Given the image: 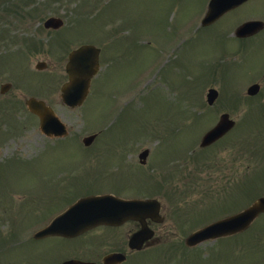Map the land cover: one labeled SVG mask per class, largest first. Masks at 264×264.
<instances>
[{
    "label": "rangeland",
    "instance_id": "rangeland-1",
    "mask_svg": "<svg viewBox=\"0 0 264 264\" xmlns=\"http://www.w3.org/2000/svg\"><path fill=\"white\" fill-rule=\"evenodd\" d=\"M206 1L0 0V82L11 83L0 93V264L100 262L111 248L114 231L101 225L71 239L26 240L31 234L22 230L24 205L52 210L76 197L73 182L67 191L44 184L64 168L100 169L98 180L86 175L75 186L82 194L105 188L123 197L138 191L164 195L168 222L177 224L179 233L165 227L157 242L123 264H264V214L238 235L178 250L189 231L264 195V78L256 96L245 93L264 67V33L242 46L238 39L199 31ZM260 2L242 5L223 22L224 32L246 15L264 14ZM49 16L61 17L64 25L44 29ZM86 42L101 48L100 70L86 100L69 108L59 96L67 54ZM39 60L46 62L45 69H35ZM209 87L218 90L212 105L206 102ZM30 96L53 105L69 126L67 138L52 140L40 131L24 105L23 98ZM222 112L236 119L234 127L199 147ZM100 127L104 136L85 148L82 137ZM144 148L149 154L141 166L137 153ZM250 183L254 195L246 191ZM13 185L36 196L20 198L23 193L12 192ZM180 190V207L189 210L176 215L169 201Z\"/></svg>",
    "mask_w": 264,
    "mask_h": 264
},
{
    "label": "water",
    "instance_id": "water-1",
    "mask_svg": "<svg viewBox=\"0 0 264 264\" xmlns=\"http://www.w3.org/2000/svg\"><path fill=\"white\" fill-rule=\"evenodd\" d=\"M222 4L224 3H221L219 0H211L206 17L218 15V12L215 14H213V12L217 10L216 8L218 6H223ZM213 18L214 17L210 18V20ZM207 19L208 18H205L203 23L210 21ZM60 23L59 18L50 17L47 19L45 25L57 26ZM247 26H249V23L238 27L236 33L242 34V31ZM98 52L99 50L92 45H82L70 53L69 62L66 66L69 81L64 83L61 87L62 99L65 103L75 106L80 104L86 96L90 78L98 69ZM216 95V90L209 89L207 93L208 102L211 103ZM26 104L32 112L39 116L41 129L45 133L53 132L56 135L64 133L60 121L41 101L30 98L26 101ZM232 124L233 122L228 120V115L223 114L220 121L204 134L202 144L205 145L210 143L229 129ZM88 138L91 139V136ZM84 142L86 144L89 143L87 138L84 139ZM146 153L147 151H144L142 156L146 155ZM157 209L158 204L153 200H124L112 195L89 196L82 198L73 204L68 210L55 217L48 226L38 231L34 236L62 235L71 237L98 224H118L128 218L141 220L145 212L150 211L151 214L155 215ZM262 211H264V196L259 197L243 211L196 231L187 238V243H193L205 238H214L240 231L246 228L256 215ZM143 233L144 232H140L139 234H136L130 242L133 243L134 246L139 247ZM121 259H123L121 254L112 253L104 256L103 262L104 264H110L116 263ZM62 264L96 263L72 259L64 261Z\"/></svg>",
    "mask_w": 264,
    "mask_h": 264
},
{
    "label": "flooded vegetation",
    "instance_id": "flooded-vegetation-1",
    "mask_svg": "<svg viewBox=\"0 0 264 264\" xmlns=\"http://www.w3.org/2000/svg\"><path fill=\"white\" fill-rule=\"evenodd\" d=\"M248 1H250V0H232V2H233L232 5L228 9H226L223 13H221V15L218 18H216V19H214V20H212V21H210V22H208L207 24L204 25L202 23V17H203V15H204L205 11L207 10V7H208L209 0H207L206 3H205V5H206L205 6V10L203 12L202 17L199 20V29L198 30L199 31H202V30L213 31L214 34H219L221 36H227L230 39H238L240 44L242 45V43H244L243 45H245V46H248L249 42L253 41L254 39H258V38L264 37V35L259 37L261 34L264 33V14H255V13H253L252 15H246V16L240 18L238 21H236L232 25L231 28L229 27L228 31L224 32V30L227 29V26H225L223 22L225 20L229 19L230 17L234 16V14L238 11V9L242 5L247 3ZM260 3L263 4V6H264V0H261ZM263 9L264 8L261 7V10H263ZM246 23H249V26H247L242 31V34H237L236 33L237 32V28L242 26V25H244V24H246ZM244 50L245 49L241 48L239 51H244ZM238 52H237V54H238ZM234 56H236V55L234 54ZM263 64H264V62L262 63V65ZM216 65L220 67V64H218V62L216 63ZM258 69H260V67ZM258 69H256L255 72H257ZM260 71H261L260 72V77H259V80H258L259 83H261L260 78L261 77L264 78V67H262L260 69ZM255 72H252V73H255ZM66 76H67V74H66ZM8 84H9V87H7ZM10 88H11V83H9V82H4V83L0 82V93H5L6 91L10 90ZM27 98H23V100L25 101ZM46 104L54 109L52 104H49L47 102H46ZM114 122H115V120L112 121V122L111 121L108 122L107 127H108L109 130L111 128V125ZM99 123H101V122H97L96 121L95 125H97ZM68 127L69 126L67 125L66 126L67 130H68ZM103 132H104V128L103 127L98 128L96 130V132L93 133L94 137L92 138L91 143L89 145H87V146H84V147L85 148H90L91 145L94 142H96L98 139H100L101 136H104V135H102ZM48 138H50L52 140H58V139H65V138H67V136H63L62 138H58V137H48ZM139 153H137V158H138L137 164L141 165V166L147 165V163L144 162L143 159L140 157ZM146 159H147V157H146ZM146 159H145V161H146ZM32 166H36V165L24 164V167L32 168ZM24 169H26V168H24ZM27 169H29V168H27ZM84 171L85 170L79 169V168L78 169L76 168V169H73V170H68V169L64 168L63 172H62V175L60 177L53 178V177L48 176V178H46L44 180V184L45 185H48V186H59L60 188H61V186H63L62 188L65 191H67L66 185L69 182H73L74 185H72V189L76 190V193H77L76 197H74L72 199H69L68 202L63 203L62 205H60L58 207H55L52 210L45 209V205L44 204H41V205L38 206L40 211H37L36 208L33 210V208H30V206L27 205V204L24 205L23 213H24V215L26 217V223L23 225L24 228H22V229H25L26 233H30V229L32 227L33 228V232H34V231L38 230L39 228L43 227L46 223H48V221L52 217H54L56 214H58L61 211H63L66 207H68L71 203L76 201L78 198H80L82 196H86V195H91V194H105V193H108V194L116 195V196H119V197H122V198H127V199H153L155 202L158 203L159 207H158V214H156V215L151 214L150 211L145 212L144 215H143V218L141 220L140 219H132V218H130V219H126L124 221H121V223H119L118 225H114V224H112V225H101V226H104V227H101V226L98 227V228H107V227H109L112 231H114L113 237L110 238V240L112 242L111 248L101 255L100 260L105 254L110 253V252L123 253V254L126 255V260H127L128 256L130 254H132L134 252H141L144 249H146L147 246L150 243L157 242L159 240V237L164 234V228L165 227H167L168 229H171L173 233H176V234L179 233V228H178L177 224H175L174 222H168L169 218L166 216V212L164 211V204L161 201V199H164V195L163 194L161 196H154L152 194L149 196L148 193H144V192L138 191L136 193H131L130 196L123 197V196H121L118 193L117 190L105 189V188H97V189H95L93 191H90V192H87L85 194H82V192L80 190L78 191L75 188V186L80 181H82L83 178L86 175H92V176H94L96 178V180H98L97 178H98V176H100V172H99L100 169H93V170H91V173L90 172L86 173ZM92 171H94V172H92ZM135 171H140V170L139 169H135ZM178 172L179 171L177 170L176 173L174 174L175 177L177 176V179H178ZM144 173L146 174L145 170H144ZM11 191L12 192L20 191L21 193H23V194H21L20 198L23 197V199L34 198L36 196L32 192V190L28 191V190L21 189V187L19 185L11 186ZM29 193L32 196L28 195ZM139 193H142L143 196L142 195H140V196L136 195V194H139ZM10 194H11V192H10ZM10 194L8 196H10ZM36 194H37V197H40V198H43V199L45 198V195H44V193L42 191L37 190ZM180 195H181V190L178 193H174V199L169 201V203L173 205L172 206V210H174L176 215L177 214L178 215L184 214V213L188 212L187 210H189L188 207H186L184 209L182 207H180V197H181ZM182 196L186 197L185 195H182ZM32 202H34V199L31 200V203ZM238 202H239V198H237V202H235V203H238ZM36 214H38V215L36 216ZM34 215H35V217H33ZM155 218H157V220H161V221H156ZM45 219H48V221L45 222V223H42V221H44ZM38 220H40V221L37 223ZM165 221H167V223H165ZM205 224H207V223H205ZM204 225H202V226H204ZM198 228L199 227L195 228L194 230H196ZM141 231L144 232L143 236L147 235L149 232L152 233V236L150 238L146 239V240L142 239L143 240L142 243L144 242L143 245H142V249L139 250V251H136L135 249L131 248L133 245L130 244V240H131V237L133 235H135L137 233H140ZM236 235H238V234H236ZM181 246L182 247L178 248V250H185L184 242H181ZM194 248H196V247H194ZM194 248L191 247V249H194ZM197 249H195V250H197ZM96 262L101 263L99 261H96ZM122 263H124V262H121L120 264H122Z\"/></svg>",
    "mask_w": 264,
    "mask_h": 264
}]
</instances>
